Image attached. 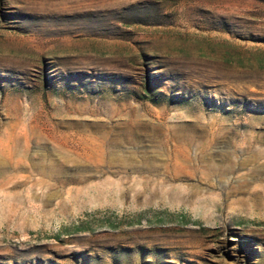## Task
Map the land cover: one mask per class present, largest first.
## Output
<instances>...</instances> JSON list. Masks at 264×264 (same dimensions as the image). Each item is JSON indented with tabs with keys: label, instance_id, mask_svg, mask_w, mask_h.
Here are the masks:
<instances>
[{
	"label": "rangeland",
	"instance_id": "rangeland-1",
	"mask_svg": "<svg viewBox=\"0 0 264 264\" xmlns=\"http://www.w3.org/2000/svg\"><path fill=\"white\" fill-rule=\"evenodd\" d=\"M0 264H264V0H0Z\"/></svg>",
	"mask_w": 264,
	"mask_h": 264
},
{
	"label": "bare ground",
	"instance_id": "bare-ground-1",
	"mask_svg": "<svg viewBox=\"0 0 264 264\" xmlns=\"http://www.w3.org/2000/svg\"><path fill=\"white\" fill-rule=\"evenodd\" d=\"M226 161V162H225ZM220 165L217 164L216 162L213 161L212 157L211 156H208V159L202 164V165H199V164H189L187 161H186V165L184 166L185 169L183 168L182 170H180L179 172H177L175 175H170L168 174V177L170 178H178V176H181V175H185V176H190V175H195V173L198 171V165L200 168H202L203 170V177H207L208 179H210L211 177L213 176H224L226 175L227 173L231 172L233 170V167L232 165L230 164L229 162V158H221V161H220ZM193 163V162H192ZM185 164V162H184ZM187 169V170H186ZM201 175V174H200ZM240 177V176H239ZM175 178V179H176ZM185 178V177H184ZM187 178V177H186ZM202 178V177H201ZM232 181V180H231ZM235 182V181H234ZM242 183L241 180H239V184ZM246 187V185H244ZM242 184V188L240 186V189L239 190H242V189H245ZM211 187V186H210ZM175 189V188H174ZM237 189V188H236ZM236 189L234 188L233 190H231V192L228 194V196L233 192V191H236ZM177 190V189H176ZM182 190V189H181ZM201 190V189H200ZM180 192V191H179ZM155 195V192L152 193L151 196H154ZM171 195V194H170ZM181 195V194H180ZM198 195H202L200 194V191L198 190L197 187H193L191 188L187 194L183 197H171V199H174V200H177L178 202H186V203H189V204H192L193 202L195 201H199L201 204L203 205H206V206H213L216 204L217 200L219 197H198ZM156 196V195H155ZM152 198V197H150ZM222 198V197H221ZM225 198V205H226V208L228 209H231V205L232 203L229 202V197H224ZM6 199V198H5ZM32 199V198H31ZM236 203H240L241 205H244V201H240V200H236L235 201ZM234 202V203H235ZM200 204V205H201ZM224 206V205H223ZM195 207V206H193ZM198 207V206H197ZM208 207V208H209ZM244 207V206H243ZM207 208V207H206ZM205 208V209H206ZM213 209V208H212ZM208 212V211H207Z\"/></svg>",
	"mask_w": 264,
	"mask_h": 264
}]
</instances>
